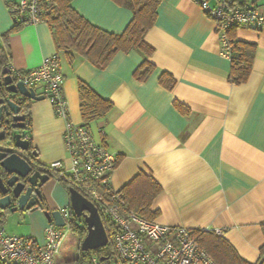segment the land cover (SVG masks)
Listing matches in <instances>:
<instances>
[{
  "label": "crops",
  "instance_id": "crops-1",
  "mask_svg": "<svg viewBox=\"0 0 264 264\" xmlns=\"http://www.w3.org/2000/svg\"><path fill=\"white\" fill-rule=\"evenodd\" d=\"M8 1L9 5L0 0V45L10 67L35 68L56 55V41L46 20L18 24L7 40L2 38L16 24L10 5L18 0ZM254 2L264 11V0ZM71 4L92 23L112 32H122L133 18V11L116 0H72ZM235 36L257 44L253 70L241 84L229 80L231 60L222 50L215 20L198 0L161 2L157 21L146 34L155 48L150 57L155 69L146 80L134 75L145 58L137 49L119 51L106 67L78 53L58 56L72 121L85 123L80 79L114 103L105 117L88 124L96 140L117 155L112 187L120 189L144 172L162 187L152 204L153 210H159L157 221L219 229L218 234L243 259L256 263L264 245V24L237 27ZM164 72L176 80L171 89L160 81ZM34 87L45 96L42 85ZM29 102L37 163L47 166L63 160L69 164L66 119L55 112L47 96ZM42 190L44 205L22 214L28 218V230L7 228L32 238L35 245L45 240L49 220L44 210L70 204L66 187L54 175ZM17 213H5L4 224Z\"/></svg>",
  "mask_w": 264,
  "mask_h": 264
},
{
  "label": "built area",
  "instance_id": "built-area-1",
  "mask_svg": "<svg viewBox=\"0 0 264 264\" xmlns=\"http://www.w3.org/2000/svg\"><path fill=\"white\" fill-rule=\"evenodd\" d=\"M198 1L215 20L222 50L230 59L233 45L228 30L240 26L260 28L264 24V11L254 0ZM45 10V0H18L10 5V12L19 24L45 20ZM11 74L15 80L29 86L42 85L55 112L66 119L64 139L69 164L56 160L46 168L58 180L68 176L73 186L116 225L115 255L93 256L92 264H218L200 244L194 228L162 223L147 219L133 210L121 209L119 189L111 185L117 155L96 140L87 124L70 119L64 94L65 75L57 54L46 58L35 68L12 67ZM104 186L113 188V192L104 194L101 191ZM60 211L66 224L58 226L54 221L49 222L41 245H35L32 238L8 232L6 225L0 222V258L13 264H66L61 260V249L76 214L70 204L60 208ZM216 232L222 231L218 229Z\"/></svg>",
  "mask_w": 264,
  "mask_h": 264
},
{
  "label": "trees",
  "instance_id": "trees-1",
  "mask_svg": "<svg viewBox=\"0 0 264 264\" xmlns=\"http://www.w3.org/2000/svg\"><path fill=\"white\" fill-rule=\"evenodd\" d=\"M5 1L8 5L10 4L9 1ZM116 1L133 11V18L122 32L108 31L92 23L72 6V0H45V20L49 23L53 32L57 46V56L62 52L67 56L78 53L96 66L106 67L119 51L128 52L131 49H137L144 54L145 58L136 68L134 75L139 80H146L155 69V64L150 60L155 48L146 40V34L156 23L158 9L163 0ZM18 24L16 22L14 27L4 32L2 38L7 40L9 33L19 27ZM236 28L232 27L228 30L233 45L229 80L241 84L246 82L251 75L257 44L237 39L235 36ZM5 51L4 46L0 45V58L8 63ZM160 81L164 86L171 89L176 80L172 74L164 72L160 77ZM79 95L82 117L87 125L92 121L105 117L114 106L112 100L102 96L82 79L79 80ZM176 105L184 108V104L180 101H176ZM40 168L44 169L46 166ZM48 173L54 175L51 171ZM60 181L69 193V188L74 185L71 179L65 176ZM161 190V185L153 177L140 172L132 181L118 190L121 194L119 199L121 209L133 210L147 219H155L159 210H153L152 204L155 196ZM101 191L106 195H110L113 188L104 186ZM5 216L6 214L0 211V222H5ZM101 216L109 237L107 245L87 251L79 248L78 256L75 259L76 264H92L93 256L102 258L115 255L114 235L116 225L103 213H101ZM262 229L264 231V224ZM70 230L79 235V241L81 242L87 233L85 219L75 215ZM194 234L218 264H264V245L261 249L260 260L251 263L243 259L229 241L215 231L194 228ZM0 264L13 263L0 258Z\"/></svg>",
  "mask_w": 264,
  "mask_h": 264
},
{
  "label": "water",
  "instance_id": "water-1",
  "mask_svg": "<svg viewBox=\"0 0 264 264\" xmlns=\"http://www.w3.org/2000/svg\"><path fill=\"white\" fill-rule=\"evenodd\" d=\"M15 20V19H14ZM11 68L6 66L0 72V91L5 89L9 95L0 98V119L2 111L7 114L18 113L22 101L14 100L19 95L22 100L42 99L34 86L17 81L11 74ZM15 120L21 121L15 126H24L25 116L15 115ZM5 139V131H0V140ZM14 149L0 146V211L2 213H25L44 205L42 187L50 179L51 174L44 172L38 163L29 161L22 155L32 147L31 139L25 138L20 132L14 135ZM35 154L37 151L35 150ZM70 206L72 211L85 219L87 233L81 240L79 248L83 251L96 249L107 245L109 237L104 226L99 208L84 196L74 186L69 188ZM49 222L54 221L58 226H64L66 221L60 209L44 210Z\"/></svg>",
  "mask_w": 264,
  "mask_h": 264
},
{
  "label": "flooded vegetation",
  "instance_id": "flooded-vegetation-1",
  "mask_svg": "<svg viewBox=\"0 0 264 264\" xmlns=\"http://www.w3.org/2000/svg\"><path fill=\"white\" fill-rule=\"evenodd\" d=\"M9 66V63L4 62V60L2 58H0V72H2V70L6 67ZM11 68V67H10ZM11 71V70H10ZM9 95V93L3 89L0 91V98H6ZM14 100L16 101H22L21 103V108L20 111L18 113H10L7 114L5 110L2 111V117L0 119V131L4 130L5 131V139L0 140V146L1 147H7V148H13V151H15L16 149H14V135L18 132H20L25 138L31 139L30 138V128H31V113H30V100L26 99V100H22L21 97L19 95L14 97ZM15 115H24L25 119V125L22 126H15L14 124H18L21 121L19 120H15L14 116ZM22 155L25 156L29 161H32L33 163L37 164L36 161V154H35V149L33 147H31L30 150L28 151H22ZM44 172H49L48 169L44 168L42 169ZM45 202V200H43ZM43 202V203H44Z\"/></svg>",
  "mask_w": 264,
  "mask_h": 264
},
{
  "label": "rangeland",
  "instance_id": "rangeland-1",
  "mask_svg": "<svg viewBox=\"0 0 264 264\" xmlns=\"http://www.w3.org/2000/svg\"><path fill=\"white\" fill-rule=\"evenodd\" d=\"M12 226L15 228H19L20 231L22 230L26 232L29 228L28 218L24 217V215L22 216L21 213H17L14 217L10 218L6 222V227L8 229L12 228ZM79 244V235L76 232L69 230L62 245L61 260L64 261L66 264H76L75 259L78 256Z\"/></svg>",
  "mask_w": 264,
  "mask_h": 264
}]
</instances>
